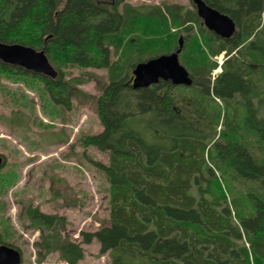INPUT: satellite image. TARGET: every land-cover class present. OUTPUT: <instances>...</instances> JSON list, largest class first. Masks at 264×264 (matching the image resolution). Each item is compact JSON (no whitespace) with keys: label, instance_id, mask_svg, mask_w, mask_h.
<instances>
[{"label":"trees","instance_id":"1","mask_svg":"<svg viewBox=\"0 0 264 264\" xmlns=\"http://www.w3.org/2000/svg\"><path fill=\"white\" fill-rule=\"evenodd\" d=\"M204 1L237 23L232 38L209 31L193 2L0 0V42L44 51L59 72L52 79L0 61V79L38 89L51 119L72 110L84 82L67 70H106L109 81L96 99L103 130L82 140L109 155L107 164L91 160L109 182V221L77 243L62 235L64 217L29 206L40 251L80 264L82 244L97 241L111 264H264V0ZM181 38L193 86L134 90L137 65L176 52ZM15 177L1 174L0 190ZM6 235L2 244L21 252Z\"/></svg>","mask_w":264,"mask_h":264},{"label":"rangeland","instance_id":"2","mask_svg":"<svg viewBox=\"0 0 264 264\" xmlns=\"http://www.w3.org/2000/svg\"><path fill=\"white\" fill-rule=\"evenodd\" d=\"M127 1L135 6L177 3L193 8L192 0ZM66 73L67 79L79 77L84 82L74 87L73 108L64 110L60 119L44 113L42 107L49 103L38 89L0 79V154L6 158L0 175L16 174L12 184L0 190V230L6 235L4 226L10 225L5 238L21 249L23 264H65L58 252L38 249L41 233L30 226L29 206L64 217L62 235L77 243L82 241L81 232H96L109 221V182L91 162L107 164L109 155L82 145L83 138L103 130L96 99L109 82L107 72L77 68ZM40 123L51 127L43 129ZM82 247L85 258L80 264H111L97 241Z\"/></svg>","mask_w":264,"mask_h":264},{"label":"water","instance_id":"3","mask_svg":"<svg viewBox=\"0 0 264 264\" xmlns=\"http://www.w3.org/2000/svg\"><path fill=\"white\" fill-rule=\"evenodd\" d=\"M198 16L206 28L218 37L228 40L238 30L237 23L228 15L209 6L204 0H192ZM183 50V39L180 48L170 54H163L137 65L133 71L132 87L141 90L160 81L171 82L174 86L192 87L190 72L181 64L180 54ZM0 61L13 67H19L35 75L56 79L58 70L50 63L44 51H38L24 45H9L0 42ZM6 161L0 155V170ZM23 255L14 247L2 244L0 238V264H22Z\"/></svg>","mask_w":264,"mask_h":264},{"label":"built area","instance_id":"4","mask_svg":"<svg viewBox=\"0 0 264 264\" xmlns=\"http://www.w3.org/2000/svg\"><path fill=\"white\" fill-rule=\"evenodd\" d=\"M215 59H216L217 63L219 64V66H218V68L213 72V77H214V78L218 75V73L222 72V66H223V63H224V61H225V55L222 54V55L216 57Z\"/></svg>","mask_w":264,"mask_h":264},{"label":"flooded vegetation","instance_id":"5","mask_svg":"<svg viewBox=\"0 0 264 264\" xmlns=\"http://www.w3.org/2000/svg\"><path fill=\"white\" fill-rule=\"evenodd\" d=\"M0 155H2V154H0ZM2 156H4V155H2ZM5 158V157H4ZM5 161H6V158H5Z\"/></svg>","mask_w":264,"mask_h":264}]
</instances>
